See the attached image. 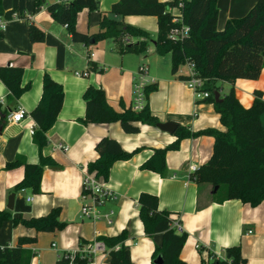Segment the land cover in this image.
<instances>
[{"label": "crops", "instance_id": "1", "mask_svg": "<svg viewBox=\"0 0 264 264\" xmlns=\"http://www.w3.org/2000/svg\"><path fill=\"white\" fill-rule=\"evenodd\" d=\"M2 1L5 11L13 8V0ZM59 1L45 0V5L35 11V0H26L27 19L1 18L6 29H0V67L22 68L21 87H29L19 99L9 102V90L0 79V211L10 212L13 218H32L46 216L59 208L61 220L67 227L55 233H38L5 221L0 227V246L15 247L20 237H35V242L22 246L31 253L29 264H57L66 253L84 250L100 238L115 237L126 231L129 235L124 245L130 250L132 262L153 264L154 250L162 245L164 235L148 236L145 233L139 216V198L149 194L158 198L159 210L169 212L179 222L178 230L188 235L180 254L184 264H202L207 251L223 256L225 250L232 247L240 248L244 264H264V202L253 208L240 200H228L223 187L215 192L211 184H200L189 178V165L200 168L213 156V136L182 139L178 149L167 152L166 171L159 173L142 166L156 149H165L175 143V133L161 131L156 125L138 123L140 132L127 134L119 122H83L87 103L84 94L90 86L103 90L115 111L132 108L135 77L139 68L146 65L147 76L156 86L149 94L148 104L158 123L174 122L193 133L225 131L215 106L206 100H197L181 79L186 76V68L181 66L178 73H174L172 55H159L154 43L145 54L123 55L118 52L113 39L90 46L74 42L67 28L57 23L47 11L49 5ZM119 1L99 0V11L79 13L77 30L89 35L97 33L102 14H108L116 21L148 32L152 40L157 39V18L137 15L122 18L111 14ZM257 1L218 0V30L223 31L228 20L245 16ZM171 12L179 14L178 9ZM31 25L44 33V41L31 40ZM131 42L135 43L137 39L133 38ZM91 54L94 57L90 58ZM86 71H90L88 77L76 75ZM46 74L63 87L65 102L46 134L48 144L40 152L33 142L35 121L31 113L41 100ZM217 86L221 96L234 87L239 102L250 108L255 92H261L264 100V69L257 80L239 79L233 85L218 82ZM19 109L26 112L24 120L8 123L7 117ZM103 137L117 140L132 157L113 165L108 182L99 180L107 196L94 203L91 196L83 195V181L90 175L88 164L98 158L95 147ZM41 156L57 164L44 168L41 192L37 195L30 190L15 192V186L24 177V167L7 169V165L20 157L26 163L38 166ZM12 194L15 195L14 208L9 210ZM83 206H89L96 217L83 216ZM91 264H113L107 248L105 252L97 253Z\"/></svg>", "mask_w": 264, "mask_h": 264}, {"label": "trees", "instance_id": "2", "mask_svg": "<svg viewBox=\"0 0 264 264\" xmlns=\"http://www.w3.org/2000/svg\"><path fill=\"white\" fill-rule=\"evenodd\" d=\"M0 0V19L13 17L27 19L26 0H13L10 11L3 9ZM34 10L38 11L45 5V0H35ZM183 6L180 12L183 23L190 28V36L180 42H172L168 38L170 30L176 25L171 10L179 3ZM218 0H121L116 3L111 14L120 17L130 15L152 16L158 20L159 31L157 39L152 40L148 32L116 21L102 14L99 31L93 35L77 30V18L84 10L99 11V0H60L47 7V11L55 21L65 26L76 43L86 46L106 39L117 43L120 54H145L151 43L155 44L159 55H172V70L178 73L179 68L188 59L195 64L198 76L206 79L205 91L210 96L205 99L213 104L220 115V121L225 131L207 130L193 133L179 126L175 132L177 141L165 149H156L154 155L143 166V169L159 173L166 171L165 155L169 150H176L184 138L198 135H211L215 139L213 156L198 168L193 175L197 183H208L216 187L226 188L228 200H240L251 207H258L264 202V100L261 92H255V100L250 108L244 107L236 97L235 89L221 96L216 102L214 94L220 91L218 82L234 84L239 79L257 80L264 69V0H258L251 10L241 18L227 21L224 30L219 31ZM30 37L33 42L44 41V33L34 25L30 26ZM137 42H131V39ZM22 68L0 67V79L9 90L8 100L14 102L24 94L29 86L21 87ZM186 76H181L185 80ZM156 86L146 88V105L140 111L132 108L124 112L115 111L107 102L105 92L90 86L85 94L86 103L85 124H110L119 122L127 134L140 132L138 123L156 125L158 122L151 114L148 104L149 94ZM63 87L56 83L48 74L43 79V93L38 106L31 113L35 121L33 142L39 151L48 144L47 132L55 124L63 106ZM1 111V104H0ZM98 158L88 164V173L102 182H108L110 171L117 161H126L132 154L126 152L121 144L112 138L103 137L95 147ZM50 158L41 156L40 164L31 165L23 158H17L7 165V169L24 167V177L14 191L30 190L33 194L41 192V179L44 168L56 166ZM83 195H91V190L83 186ZM139 216L143 222L145 233L149 236L162 234L163 242L153 253V261L161 256L162 264H184L180 258L188 235L174 227L175 219L169 212L159 210V200L156 196L142 194L139 198ZM10 212L0 211V227L5 221H12L15 226L22 225L34 229L38 233H55L67 227L61 220L59 208L53 209L42 217L13 218ZM126 231L115 237H103L102 241L111 256L113 264H135L132 262L130 250L124 243L128 238ZM35 237L23 236L15 247L0 246V264H29L31 253L23 249V245L35 242ZM84 246V242H80ZM119 247V248H117ZM207 258L202 264H244L239 247L225 250L223 256L207 251ZM91 264L93 256L77 252L62 255L57 264Z\"/></svg>", "mask_w": 264, "mask_h": 264}, {"label": "built area", "instance_id": "3", "mask_svg": "<svg viewBox=\"0 0 264 264\" xmlns=\"http://www.w3.org/2000/svg\"><path fill=\"white\" fill-rule=\"evenodd\" d=\"M183 3L180 2L178 7L176 9L179 10V14L174 15L173 23L176 25L170 30L168 34V38L171 39L172 42H180L185 40L190 36V28L183 23V17L180 12V8H182ZM0 29L5 30L6 24L0 19ZM90 58L94 57V54H91L89 56ZM186 68V79L183 80L185 84L187 85V88L191 89L193 91L195 98L197 100H205L207 99L210 94L209 92L205 91V84L207 82L206 79H203L198 76V72L195 68V64L186 59L184 65L182 66ZM137 72L135 81H134V100H133V106L132 109L134 111H140L144 108L146 105V88L150 85L154 84V80H151L148 78V67L146 65L141 66ZM77 76L80 77H88L90 75V71L86 72H77ZM26 117V112L23 109H19L15 112H12L8 117L7 121L8 123H20L24 118ZM198 168L195 165H189V178L193 180V175L195 172H197ZM83 186L87 189L91 190V196L93 198L94 203H97L101 201V198H105L107 196V192L104 190L102 183L96 179L92 175H87L86 178L83 181ZM31 199H28V201H31ZM82 215L85 217H89L92 215L93 217H96L93 215L91 208L89 206H83L82 208ZM109 224L112 223V221L108 220ZM174 227L179 229L180 224L178 221L174 222ZM84 250L81 251H73L70 252L71 254H76L77 252H81L84 254L92 255L93 257L99 253V252H105L106 247L105 244L102 241H95L94 243L87 245ZM71 264H74L71 262Z\"/></svg>", "mask_w": 264, "mask_h": 264}, {"label": "water", "instance_id": "4", "mask_svg": "<svg viewBox=\"0 0 264 264\" xmlns=\"http://www.w3.org/2000/svg\"><path fill=\"white\" fill-rule=\"evenodd\" d=\"M91 44L93 45L94 42L92 41ZM215 96V100L216 102H220L221 101V94L220 91L216 92L214 94ZM156 127L158 129H160L161 131H165L168 132L169 134H174L176 132V130L178 129V125L175 124L174 122H168V123H157ZM218 190V187H216L215 192ZM14 199H15V195L12 194L9 198V204H8V209L9 210H13L14 208ZM163 263V259L161 256H158L154 261L153 264H162Z\"/></svg>", "mask_w": 264, "mask_h": 264}, {"label": "rangeland", "instance_id": "5", "mask_svg": "<svg viewBox=\"0 0 264 264\" xmlns=\"http://www.w3.org/2000/svg\"><path fill=\"white\" fill-rule=\"evenodd\" d=\"M183 69H184V68H183ZM224 189H226V188H225V187H223L222 191H223Z\"/></svg>", "mask_w": 264, "mask_h": 264}]
</instances>
